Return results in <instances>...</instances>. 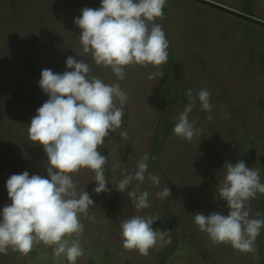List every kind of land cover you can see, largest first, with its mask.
Segmentation results:
<instances>
[{"label":"rangeland","instance_id":"1","mask_svg":"<svg viewBox=\"0 0 264 264\" xmlns=\"http://www.w3.org/2000/svg\"><path fill=\"white\" fill-rule=\"evenodd\" d=\"M215 1L239 11L245 4V0ZM100 4L101 0H0V210L11 203L6 181L12 174L28 171L30 176L47 177V156L28 139L27 126L48 99L38 84L41 71H68L66 59L73 56L85 59L93 74L107 84L119 83L128 94L122 117L128 138L122 139L118 130L99 148L108 157L105 177L110 191H93L97 184L89 169L72 174L77 191H87L94 201L87 217L81 216L84 255L76 264H264V226L253 255L228 244H213L192 215L213 211L227 215L226 201L216 198L226 162L243 160L248 167L259 166L264 183V28L194 0H167L156 22L172 45L173 70L168 56L159 68L127 66L125 78L118 80L90 57L76 55L82 48L74 19L81 9ZM253 12L264 20V0H255ZM150 73L159 74L149 78ZM201 88L211 93L213 119L208 120L197 99L189 120L203 132L188 142L176 136L173 127L189 102L186 91L192 89L195 96ZM145 154L148 170L139 188L149 192L150 207L138 210L127 191L114 187L126 175L123 169L133 173ZM148 173L158 175L160 183L149 181ZM165 186L171 196L160 199L157 194ZM248 209L250 218H264V194L257 193ZM152 214L160 219L154 229L169 230L165 242L146 257L125 250L121 222ZM0 264L68 261L63 257L57 261L52 248L41 243L26 256L9 248L6 255L0 253Z\"/></svg>","mask_w":264,"mask_h":264},{"label":"clouds","instance_id":"2","mask_svg":"<svg viewBox=\"0 0 264 264\" xmlns=\"http://www.w3.org/2000/svg\"><path fill=\"white\" fill-rule=\"evenodd\" d=\"M166 3L167 0H101L99 8L81 9V15L74 19L80 29L82 48L76 55L90 57L96 67L110 69L118 80L125 78L127 66L159 68L168 60V40L156 22L163 16ZM66 67L70 70L63 73H54L49 68L41 71L38 84L48 99L36 110L27 132L28 139L41 146L47 156V177L30 176L24 171L7 179L11 203L0 210L2 254L6 255L11 248L26 256L42 243L52 248L57 261L63 257L68 264H76L84 255L81 237L85 226L81 216L87 217L94 201L87 191H77L72 174L89 169L97 184L93 191L97 194L110 191L104 170L108 160L99 148L110 133L118 130L122 139L128 138L127 130L122 129L128 94L119 83L107 84L93 74L85 59L69 56ZM157 74L150 73L149 78ZM185 95L189 102L178 114L173 132L191 142L203 130L196 127L195 120H189V114L198 99L201 110L212 120L211 93L201 88L195 96L192 89ZM148 159L145 154L133 173L124 168L126 175L114 187L121 193L127 191L138 210L150 207L149 192L139 188L145 180ZM118 167L119 164H113V168ZM260 173L259 166L248 167L243 160L224 164L216 198L226 201L227 215L218 211L192 214L194 224L213 244H228L241 253L255 255V241L264 218H250L248 202L257 193L264 194ZM147 179L153 184L160 183L159 176L152 173H148ZM157 195L160 199L167 198L171 190L165 186ZM157 220L159 215L152 214L134 215L122 221L123 248L148 256L151 249L165 242L169 232L154 229Z\"/></svg>","mask_w":264,"mask_h":264},{"label":"water","instance_id":"3","mask_svg":"<svg viewBox=\"0 0 264 264\" xmlns=\"http://www.w3.org/2000/svg\"><path fill=\"white\" fill-rule=\"evenodd\" d=\"M194 1L264 28L263 19L252 16L246 12L236 10L234 8L228 7L214 0H194Z\"/></svg>","mask_w":264,"mask_h":264},{"label":"trees","instance_id":"4","mask_svg":"<svg viewBox=\"0 0 264 264\" xmlns=\"http://www.w3.org/2000/svg\"><path fill=\"white\" fill-rule=\"evenodd\" d=\"M245 8H244V12L250 14V15H253L252 12H253V6H254V0H245ZM168 56L170 58V64H171V71L173 70V67L172 65L174 66V57H173V48H172V45L170 43V41L168 40ZM172 129V126L171 124H167V131L170 132ZM43 148H41L40 150H42ZM156 153H157V150H156V147H154L153 151H152V160L153 162H157V159H156ZM107 157V156H106ZM107 160H108V157H107ZM108 164V162H107ZM107 164L104 166V170H105V173L108 172V169H107ZM166 256V255H165Z\"/></svg>","mask_w":264,"mask_h":264},{"label":"crops","instance_id":"5","mask_svg":"<svg viewBox=\"0 0 264 264\" xmlns=\"http://www.w3.org/2000/svg\"><path fill=\"white\" fill-rule=\"evenodd\" d=\"M214 1H215V0H214ZM245 4H246V3H245ZM245 4H244V7H243V9H241V11H242V12H244ZM254 7H255V0H254L253 11H254ZM252 14L254 15V12H252Z\"/></svg>","mask_w":264,"mask_h":264}]
</instances>
